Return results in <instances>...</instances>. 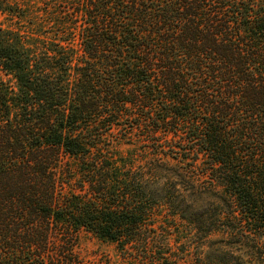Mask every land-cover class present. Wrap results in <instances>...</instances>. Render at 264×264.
<instances>
[{"label": "trees", "instance_id": "obj_1", "mask_svg": "<svg viewBox=\"0 0 264 264\" xmlns=\"http://www.w3.org/2000/svg\"><path fill=\"white\" fill-rule=\"evenodd\" d=\"M0 14V264H81L83 232L135 264H264V0Z\"/></svg>", "mask_w": 264, "mask_h": 264}, {"label": "rangeland", "instance_id": "obj_2", "mask_svg": "<svg viewBox=\"0 0 264 264\" xmlns=\"http://www.w3.org/2000/svg\"><path fill=\"white\" fill-rule=\"evenodd\" d=\"M6 18L5 15L0 14V23H7L9 19L7 20ZM221 239L220 236L214 235L210 239L200 241L201 244L199 247L193 250V253L188 255L189 257L183 254H180V257L181 259L185 257L188 261H190V259L195 261L198 256L201 260L206 261L213 255L218 243L222 241ZM78 253L81 264H135L125 260L124 254L119 251L115 243L100 240L96 236L86 232L80 235Z\"/></svg>", "mask_w": 264, "mask_h": 264}]
</instances>
